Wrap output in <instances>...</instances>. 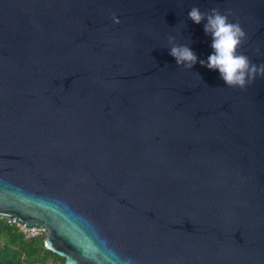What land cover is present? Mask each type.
I'll return each instance as SVG.
<instances>
[{
  "label": "water",
  "instance_id": "water-1",
  "mask_svg": "<svg viewBox=\"0 0 264 264\" xmlns=\"http://www.w3.org/2000/svg\"><path fill=\"white\" fill-rule=\"evenodd\" d=\"M192 7L264 63V0H0V216L64 264H264V78L201 66Z\"/></svg>",
  "mask_w": 264,
  "mask_h": 264
},
{
  "label": "clouds",
  "instance_id": "clouds-1",
  "mask_svg": "<svg viewBox=\"0 0 264 264\" xmlns=\"http://www.w3.org/2000/svg\"><path fill=\"white\" fill-rule=\"evenodd\" d=\"M231 13L222 14L219 9H211L202 12L198 7H192L188 12V18L195 24H203L204 32L211 37L210 47L213 52L207 60H199L201 66L210 70H218L220 78L230 88L245 90L253 84L257 76L264 78V63L259 65L253 63L250 58L240 52L246 43L247 35L240 23L229 21ZM114 24L121 21L113 14L111 17ZM170 45L169 54L175 58L178 67L191 70L197 63L198 57L192 49L184 44L176 42V38H168ZM259 52V49H257Z\"/></svg>",
  "mask_w": 264,
  "mask_h": 264
},
{
  "label": "trees",
  "instance_id": "trees-1",
  "mask_svg": "<svg viewBox=\"0 0 264 264\" xmlns=\"http://www.w3.org/2000/svg\"><path fill=\"white\" fill-rule=\"evenodd\" d=\"M45 237L27 239L14 225L0 219V264H64L45 248Z\"/></svg>",
  "mask_w": 264,
  "mask_h": 264
},
{
  "label": "built area",
  "instance_id": "built-area-1",
  "mask_svg": "<svg viewBox=\"0 0 264 264\" xmlns=\"http://www.w3.org/2000/svg\"><path fill=\"white\" fill-rule=\"evenodd\" d=\"M1 220H5L10 225L16 226L27 239H34L39 237H46L48 230L42 225L28 226L27 224L20 221L17 217H3L0 216Z\"/></svg>",
  "mask_w": 264,
  "mask_h": 264
}]
</instances>
